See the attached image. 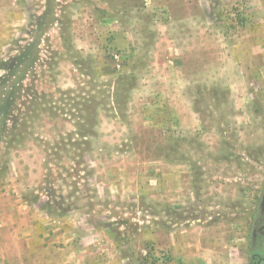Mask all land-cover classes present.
<instances>
[{
  "label": "rangeland",
  "instance_id": "374dc122",
  "mask_svg": "<svg viewBox=\"0 0 264 264\" xmlns=\"http://www.w3.org/2000/svg\"><path fill=\"white\" fill-rule=\"evenodd\" d=\"M2 62L9 262L264 258V0H0Z\"/></svg>",
  "mask_w": 264,
  "mask_h": 264
},
{
  "label": "crops",
  "instance_id": "0c3cea01",
  "mask_svg": "<svg viewBox=\"0 0 264 264\" xmlns=\"http://www.w3.org/2000/svg\"><path fill=\"white\" fill-rule=\"evenodd\" d=\"M4 220L5 219H0V223L3 224ZM4 233H5L4 229L2 228V225H1V228H0V260L2 261L1 264H4L5 261H7L8 264H12L11 262H9V258L7 257L8 255L7 251H5L4 249V241H3V238L5 236Z\"/></svg>",
  "mask_w": 264,
  "mask_h": 264
},
{
  "label": "trees",
  "instance_id": "16d2710c",
  "mask_svg": "<svg viewBox=\"0 0 264 264\" xmlns=\"http://www.w3.org/2000/svg\"><path fill=\"white\" fill-rule=\"evenodd\" d=\"M11 68L12 67L9 66L8 63H4V62L0 63V69H2V70H10Z\"/></svg>",
  "mask_w": 264,
  "mask_h": 264
},
{
  "label": "water",
  "instance_id": "95a60500",
  "mask_svg": "<svg viewBox=\"0 0 264 264\" xmlns=\"http://www.w3.org/2000/svg\"><path fill=\"white\" fill-rule=\"evenodd\" d=\"M263 207H264V200H263ZM260 232L262 234H264V227H262V229L260 230ZM264 262V258L260 260V262L258 264H262Z\"/></svg>",
  "mask_w": 264,
  "mask_h": 264
}]
</instances>
